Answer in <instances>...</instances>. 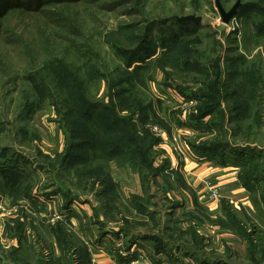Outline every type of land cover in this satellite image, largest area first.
<instances>
[{
    "label": "rangeland",
    "instance_id": "374dc122",
    "mask_svg": "<svg viewBox=\"0 0 264 264\" xmlns=\"http://www.w3.org/2000/svg\"><path fill=\"white\" fill-rule=\"evenodd\" d=\"M96 1L84 0L71 5V15L79 26L78 33L61 24L62 21L51 20L44 14L13 11L2 21L0 148H9L30 163L23 167L25 170L23 194L19 198L12 197L8 190H4L0 181V264H23L22 260L15 263L16 252L26 257L36 251L41 254L42 260L56 259L54 261L57 264H94L90 252L92 246L106 250L112 248L118 253L120 250L124 251L130 244L129 238L119 234V228L125 227L124 216L131 220L128 222L132 224L134 232H141L142 235L148 233L161 235L169 220H187L196 229L200 228L198 234L205 239L206 244L211 241L212 249L218 248L217 235L226 232L231 235L230 239L232 236L235 237L232 232L223 231L214 225L213 221L220 217L217 214L223 213L222 201H228L239 211L242 204L239 196L228 193L231 187L223 189L211 174L209 179L203 178L204 182L190 180L183 166L187 161L200 160L201 163H210L216 167L212 164L213 161L200 158L192 146L205 143L203 141L208 139L225 141L222 143L232 142L234 140L232 134L228 137L225 134L227 131L231 133L233 128H240L236 133L238 137L235 139L238 142H234L235 144L264 148V142L249 143L251 138L247 129L248 118L241 120L226 112L233 99L222 100L224 116L223 111L218 109L217 111L221 113L211 117L224 124V129L220 130L222 133L201 135L193 120L198 116L204 101L182 100L175 93H180L178 90L180 88L193 96L194 94L200 96L206 92L205 88L202 89V84L205 86L216 83L224 85L222 90L224 89L225 93L237 92L239 95L247 93V86L251 90L258 88L264 91V38L256 35L253 25L260 17L256 15L254 19H246L244 15L243 17L237 15L226 25L215 0H141V4L136 6L138 14L137 11L131 10L133 6L129 4L109 11L100 7L101 0ZM220 2L226 11H230L238 0ZM247 3L258 4L264 9V0H241L242 6ZM188 16L202 18L198 34L202 43L195 47L187 46L184 54L193 56L186 55L193 61L199 59L207 69L205 75L193 71L182 72L175 67L161 69L160 65L164 63L183 59L179 54L167 60H149V65L141 62L138 65L148 66L146 71L136 70L134 73L131 70L129 74L132 79L120 82L123 78L122 72L127 69L123 59L115 54L113 49L115 44L128 48L136 43L131 37L141 32L139 30L151 22L182 20ZM171 26V23H168L164 28L169 30L176 27ZM157 31L155 29L153 34L156 43ZM77 44L90 46L94 51L91 63L96 67L95 72L108 75L93 81L86 78L88 94L92 98L106 102L109 94L108 85L120 82L115 91L124 93L123 100L129 104L136 101L141 104L143 108L141 110L136 107L135 109L120 107L118 114L122 118L135 119L140 125L141 135L147 133L150 139L159 140L150 156L155 166L163 168L164 171L158 173L154 179L145 173L141 175L137 172L138 169H133L131 165L112 161L108 164L106 173L111 181L109 189L100 181L93 185L94 177L85 173L77 175L76 169L67 165L62 168V160L56 163L57 157L65 153L66 144L61 126L62 117L55 113L53 107L47 104L44 110L28 115L27 112L32 109L27 110V105L32 104L34 100L28 84L29 74L42 68L52 54L64 57L70 63L83 65L90 59H83L81 54L77 53L75 47ZM161 50L158 46L156 54L159 55ZM196 53H199V56ZM259 56H263L262 62ZM170 64L174 66L173 62ZM26 96L31 100H27ZM123 100L116 99L115 102L118 104ZM152 104L155 107H152ZM144 116L146 122L143 125ZM222 117H233V120L229 123ZM26 131L31 133L28 137L25 135ZM44 163L48 164L47 169H40ZM169 163L171 166L172 163H176L177 167H170ZM215 163L217 164L216 161ZM78 176H84L91 181L85 186L83 182L86 181L79 179ZM211 190H219L221 199L212 200ZM25 191H29L38 199V206L26 198ZM105 191L107 193L103 194ZM54 192L55 196L46 197L53 195ZM200 192L203 193L201 198ZM134 195L154 198L150 200L146 197L144 201L149 204L151 210H159L160 215L156 223L143 216L138 217L135 213H127L128 201ZM70 200L72 203L67 206ZM197 203L200 209L196 206ZM217 203L218 211L215 209ZM177 204L184 206L177 209L174 216H170L169 214L173 212L171 208ZM192 212L204 222L198 224L190 219ZM18 220L22 223L27 220L28 225L25 232L26 240H20L22 243L15 252L14 247L18 246L19 241H11L8 238V229L16 228ZM135 222L138 224H134ZM157 224L159 226L155 227ZM59 227L62 228L64 235L61 242L59 235L55 234ZM166 235L169 234L162 236ZM173 236L170 239L165 237V242L175 241ZM104 239H107L106 243L102 241ZM240 245L244 247L243 244ZM63 247H66V251H63ZM132 251L134 257L142 256L140 260L134 259L137 260L136 264L146 262L147 258L149 260V253L156 254L152 242L141 241L140 247L133 248Z\"/></svg>",
    "mask_w": 264,
    "mask_h": 264
},
{
    "label": "trees",
    "instance_id": "16d2710c",
    "mask_svg": "<svg viewBox=\"0 0 264 264\" xmlns=\"http://www.w3.org/2000/svg\"><path fill=\"white\" fill-rule=\"evenodd\" d=\"M82 1L84 0H0V36L2 34V21L13 11L47 15L51 20L62 21L61 24L78 33L79 26L76 19L71 15V5H76ZM87 1L97 2L96 0ZM140 1L101 0L98 3L100 7H104L109 11H114L122 5L129 4L133 6L131 10L133 12L137 11L138 14L136 6L141 4ZM243 15L246 19H254L256 15L260 17L259 20L256 19L257 22L254 21L253 25L256 35L264 38V9L258 4L247 3L240 8L238 17H243ZM168 23H171V27H176L166 30L164 26ZM155 29L158 30V36L155 38L158 43L154 42L153 34ZM200 29L201 24L189 21L158 20L151 22L145 28H141L139 30L141 32L131 37L136 41L133 46L124 48L120 44H115L113 47L115 54L123 59L127 69L122 72L123 78L120 82L132 79L129 74L131 70L134 73L136 70L146 71L148 66L138 65L141 62L149 65V60H167L171 56L179 54L182 55L183 59L170 61V63L173 62L174 66L170 63H164L160 65L161 69L166 70L169 67H175L182 72L193 71V73L205 75L207 69L199 62V59L194 60L196 61L194 62L186 55L193 56L184 54L187 46L195 47L202 43L198 35ZM194 36L197 37L194 38ZM183 44L185 47L182 48ZM217 44L221 45L220 43ZM158 46L162 49L159 55L156 54ZM75 47L77 53H80L83 59L90 60L83 65L76 62V64H73L64 57L52 54L45 61L42 68L36 69L28 76V84L30 85L32 97H34L32 104L27 105V110L28 108L32 109L27 112L28 115L31 116L33 112L42 111L47 104H50L55 113L62 117V125H60L63 128L62 130H64L65 153L57 157L56 163L62 160V168H64V165L73 167L76 169L77 175L85 173L92 178L94 177L93 185H97L96 183L100 181L108 189L111 181L106 173L108 164L112 161H120L123 164L131 165L133 169H138L137 172L141 175L145 173L154 179L158 176V173L164 171L163 168L155 166V162L150 156L159 140L150 139L147 133L141 135L139 132L140 125L135 119L122 118L118 114L120 107L125 109H135L134 107H136L141 110L143 109L141 104L138 101L129 104L123 100L124 93L115 91L120 82L112 83L111 86L108 85L109 94L106 102L92 98L88 94L86 78L93 81V79L99 77L103 79L108 75L102 72L101 74L95 72L96 67L91 63L94 51L90 46L77 44ZM197 56H199V53ZM262 57H258L261 58V62L263 61ZM85 72L86 74L83 75ZM203 88H205L206 92L200 96L195 94L193 96L180 88H178L180 93L176 94L174 92L182 100L204 101L203 106L199 109L198 116L193 120V123L196 122L194 125L198 128L201 135L222 133L220 130L224 129V124H220L221 122H217L211 117L221 113L217 111L218 109L223 111L224 103L222 104V100L233 99L226 112L234 117H239L241 120L248 118L249 125L247 129L251 138L249 143L264 142V91L258 88H256L257 90H251L247 86V93L244 92L240 95L237 92L225 93L224 89L222 90L224 85H220V83L205 86L202 84ZM242 89L243 87H241ZM26 99L31 100L29 96H26ZM116 99L123 101L117 104L115 102ZM152 107H155V105L152 104ZM224 115L225 112L223 111L222 116ZM207 118L209 119L205 122ZM145 119L146 116L142 118L143 125L146 122ZM222 119H226L231 123L233 117H222ZM239 130L240 128H233L231 133L226 132L225 136L227 137L232 134L231 136L234 139L232 142L222 143L225 141H210L208 139L203 141L205 143L193 145L192 148L195 153L200 155V158L216 161L221 166L233 164L240 168L238 175L239 184L250 195L255 212L250 216L251 212L246 208H241V210L237 211L228 201H222L221 210L223 213L218 215L220 217L214 220L213 223L223 231L232 232L244 245V253L241 254L231 248L226 249L223 253H220L217 248L212 249L211 244H206L205 239L198 234L200 228L196 229L187 220H169L162 229L161 235L151 233L142 235L143 233L141 232H134L132 224L128 222L131 220L124 216L125 227L119 228V234H123L130 239V244L126 247L127 251H131L130 249L134 244L142 241L154 243L155 252L158 254H168L173 251L182 253L183 258L189 260L190 264H264V148L235 144L234 142H238L235 138L238 137L236 133ZM29 134L31 133L26 131L25 135L27 137ZM241 140L244 142L243 139ZM0 155L2 156L0 158V181L4 186V190H8L12 197L19 198L23 194L22 187L25 175L23 174L25 171L23 167H27L30 162L25 157L16 155L14 151L7 147L0 148ZM47 167L48 164L44 163L40 166V169L45 170ZM78 178L86 181L83 182L85 186H87L86 183L91 181L84 176H78ZM143 179L145 181V178ZM85 186L84 188H86ZM105 193L107 191L103 194ZM55 195L56 193L54 192L53 195L46 197L51 198V196ZM25 196L33 205H39L38 199L30 194L29 191H25ZM146 197H149L150 200L154 199L151 196ZM146 197L132 196L128 201L127 213H135L138 217L143 216L145 219L156 223L160 212L159 210H151L149 204L144 201ZM71 201H69L67 206L72 203ZM183 206L182 204H177V206L171 208L173 212L169 215L174 216L177 209H181ZM196 206L200 209L198 203ZM190 215L191 217L189 218L197 223L202 224L204 222L202 219L199 220L194 212ZM208 220L210 221V218ZM24 223L18 220L16 228L8 229V238L11 241H19L18 246L14 247L15 252L22 243L20 240H26L27 220ZM134 224H138V222ZM154 226L158 227L159 224ZM56 231L57 233L55 234L59 235L60 242L63 241L62 228L59 227ZM165 234L169 235L162 236ZM172 235H174L175 241L169 240V242H165V237L170 239ZM62 249L66 251V247ZM168 249H171V251ZM41 257L38 251L32 252L26 257L16 252L14 260L15 263H19L22 260L23 264L26 260V264H57L54 261L56 259L47 258L42 260Z\"/></svg>",
    "mask_w": 264,
    "mask_h": 264
},
{
    "label": "crops",
    "instance_id": "0c3cea01",
    "mask_svg": "<svg viewBox=\"0 0 264 264\" xmlns=\"http://www.w3.org/2000/svg\"><path fill=\"white\" fill-rule=\"evenodd\" d=\"M211 161V160H210ZM202 161H191L186 162L183 166L185 174H189L190 180L200 183L204 182L203 178L209 179L210 174L213 175L212 178L218 181V185L223 187V189H226L227 187H231V190L228 191V193L238 195L239 200L242 203L239 207V210L241 208H246L248 211H250V216L253 215L255 212V207L252 202V199L250 198L247 191L242 188L238 181V174L240 171V168L233 165V164H227L225 166H221L215 163L213 161V165L216 167H213L210 165V163H206ZM170 164V163H169ZM164 166V165H163ZM170 167H177L176 163H172V166L170 164ZM220 167V168H219ZM226 187V188H225ZM202 192L199 193V197L201 198ZM229 200V199H228ZM234 204V203H233ZM215 209H219L218 203L216 204ZM221 215V214H217ZM111 236V235H109ZM220 237V238H219ZM231 235L227 234L226 232H223L219 235H217V243H218V251L220 253H223L226 251V249L231 248L234 251H237L239 253H243L245 248L241 246V241L237 239L236 237L232 236V239H230ZM103 242L107 241V239L102 240ZM106 243V242H105ZM207 244H211V241H209ZM139 248L140 243L134 244L130 250L133 248ZM127 248L125 250H120L118 253L112 250H106V248H98L97 246H92L90 249L91 255H92V261L94 264H131L136 257L135 255H131V251H127ZM171 252L168 254L165 253H156L154 255L149 253V260L147 258V261L142 262L140 264H190V261L183 258L182 253ZM187 263H185V261Z\"/></svg>",
    "mask_w": 264,
    "mask_h": 264
},
{
    "label": "water",
    "instance_id": "95a60500",
    "mask_svg": "<svg viewBox=\"0 0 264 264\" xmlns=\"http://www.w3.org/2000/svg\"><path fill=\"white\" fill-rule=\"evenodd\" d=\"M216 7L222 17L223 23L228 25L236 18L239 13L240 8L242 7L241 0L233 6L230 11H226L225 8L222 6L220 0H215ZM182 21H189L195 24H200L202 22V18L196 16H188L182 19Z\"/></svg>",
    "mask_w": 264,
    "mask_h": 264
},
{
    "label": "built area",
    "instance_id": "2783aa9c",
    "mask_svg": "<svg viewBox=\"0 0 264 264\" xmlns=\"http://www.w3.org/2000/svg\"><path fill=\"white\" fill-rule=\"evenodd\" d=\"M210 198L212 200L221 199V193L219 192V190H211V192H210ZM130 254L133 255V251L132 250H131V253ZM139 258L141 259L142 256L139 257ZM139 258L136 257L137 260H140ZM137 260H134L131 264H136L135 261H137Z\"/></svg>",
    "mask_w": 264,
    "mask_h": 264
}]
</instances>
